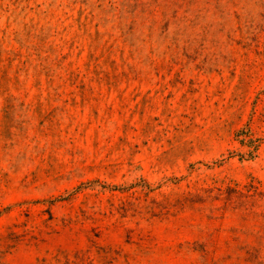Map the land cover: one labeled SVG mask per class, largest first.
<instances>
[{
	"label": "rangeland",
	"instance_id": "1",
	"mask_svg": "<svg viewBox=\"0 0 264 264\" xmlns=\"http://www.w3.org/2000/svg\"><path fill=\"white\" fill-rule=\"evenodd\" d=\"M0 264H264V0H0Z\"/></svg>",
	"mask_w": 264,
	"mask_h": 264
}]
</instances>
